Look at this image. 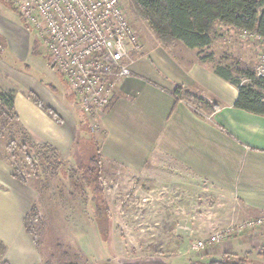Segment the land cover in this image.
Returning a JSON list of instances; mask_svg holds the SVG:
<instances>
[{
  "label": "rangeland",
  "instance_id": "1",
  "mask_svg": "<svg viewBox=\"0 0 264 264\" xmlns=\"http://www.w3.org/2000/svg\"><path fill=\"white\" fill-rule=\"evenodd\" d=\"M120 4L141 41L140 55L151 49L153 53L165 49L166 45L160 43L149 24L131 11L129 0H120ZM202 54L211 56V59L206 57L205 63L212 67L221 64L254 71L259 47L252 38L217 25L211 45ZM149 61L154 67L153 61ZM153 69L158 72L156 67ZM241 81L247 80L241 77ZM38 90L41 96L36 93ZM188 90L212 102L211 96L198 85ZM0 92L14 95L21 92L27 98L28 93H33L41 102L46 104L44 100L47 99L58 110L74 109L82 114L83 126L91 134L74 144L71 156L63 157L57 152V161L44 149L46 161L34 148L29 154L37 170H32L25 153L19 149L14 153L8 147L11 140L22 145L23 137L18 133L22 130L18 126L28 135L19 120L0 137V189L6 190L5 174L11 171L13 176V167H16L36 193L31 234L40 254L39 264H210L225 254L239 257L245 264H264V244L259 237L264 232V222L254 229L227 233L223 239L207 246H194L240 222L264 219V214L237 219L227 216L223 223V210L218 211L212 201L204 204L203 191L198 189L201 200L196 198L194 208L193 202L192 207H186L181 197L175 199L177 186L156 182L153 170L152 179H147L145 172L143 175L123 172L102 163L99 180L102 192H96L94 197L91 189L82 185L80 176H84V165L100 152L97 121L78 108L42 42L7 0H0ZM188 101L196 109H203L199 103ZM54 161L56 168L50 171L46 164ZM210 212L217 214L215 217L211 214L209 224L202 222ZM192 224L194 230L189 229ZM238 236L251 242L246 245L248 251L238 248L221 251L223 242L233 241ZM3 252L0 250V261H4Z\"/></svg>",
  "mask_w": 264,
  "mask_h": 264
},
{
  "label": "crops",
  "instance_id": "2",
  "mask_svg": "<svg viewBox=\"0 0 264 264\" xmlns=\"http://www.w3.org/2000/svg\"><path fill=\"white\" fill-rule=\"evenodd\" d=\"M148 51L135 58L131 76L120 81L111 105L97 120L103 163L123 172H145L147 179H152L153 170L156 182L177 186L175 199L181 197L186 207L194 208L202 194L204 204L212 201L223 210V223L227 216L264 214V116L234 107L237 87L215 72L220 64L207 65L198 50L176 40L161 51ZM177 84L188 89L198 85L219 108L208 113L188 100L176 101L171 91ZM44 102L60 116L61 124L21 92L14 95V110L34 143L50 144L63 157L71 156L78 140L91 137L82 114ZM5 177L6 190L0 189L3 259L9 264H39L38 247L23 223L36 193L11 171ZM211 214L202 222L209 224ZM259 237L264 244V232ZM250 243L238 236L220 249L244 252Z\"/></svg>",
  "mask_w": 264,
  "mask_h": 264
},
{
  "label": "built area",
  "instance_id": "3",
  "mask_svg": "<svg viewBox=\"0 0 264 264\" xmlns=\"http://www.w3.org/2000/svg\"><path fill=\"white\" fill-rule=\"evenodd\" d=\"M7 1L42 42L79 108L97 121L111 105L120 81L131 76L133 60L143 50L120 0ZM241 35L257 43L259 54L254 73L264 78V37L246 31ZM263 222L259 218L240 222L194 246H207L227 233L254 229Z\"/></svg>",
  "mask_w": 264,
  "mask_h": 264
},
{
  "label": "trees",
  "instance_id": "4",
  "mask_svg": "<svg viewBox=\"0 0 264 264\" xmlns=\"http://www.w3.org/2000/svg\"><path fill=\"white\" fill-rule=\"evenodd\" d=\"M129 2L132 9L130 10L145 20L160 43L166 46L179 40L186 47L196 49L202 54V51L211 45L217 25L227 26L240 32V34L246 31L252 36L264 37V0H129ZM206 57L208 56L202 55V59H206ZM215 72L237 87L234 107L264 116V78L257 77L254 71L249 68L238 66L220 64L216 66ZM241 77L247 81L242 82ZM171 93L176 101L191 99L199 103L208 113L219 108L216 103L193 95L182 84H177ZM28 98L58 124L62 123V119L56 111L41 102L35 94L28 93ZM18 120L14 110V94L12 92L7 94L0 92V137L4 135L5 130L17 125ZM18 128L22 130L18 132L23 137L22 145L18 146L14 140H11L8 147L13 152L19 149L25 153L32 170L34 168L37 170L33 158L29 154L34 148L39 150L38 155L46 161L48 160L47 156L44 155V149L57 161L59 158L58 151L54 147L39 146L31 142L21 126ZM55 163L54 161L46 164L50 171L56 168ZM102 163V155L98 151V154L91 156L84 165V176H80L82 185L90 188L94 197L96 192H102L99 182L102 174ZM13 169V177L26 184L27 182L19 170L16 167ZM106 212H108L107 209ZM35 214L36 207L32 205L23 219L26 231L32 234V215ZM0 250H5L1 241ZM0 264L9 263L0 261ZM210 264H245V262L239 257L225 254L220 260L211 261Z\"/></svg>",
  "mask_w": 264,
  "mask_h": 264
}]
</instances>
